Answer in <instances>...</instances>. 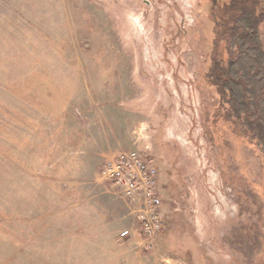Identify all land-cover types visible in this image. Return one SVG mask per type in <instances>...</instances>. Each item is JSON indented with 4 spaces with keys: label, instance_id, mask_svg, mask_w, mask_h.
Wrapping results in <instances>:
<instances>
[{
    "label": "rangeland",
    "instance_id": "1",
    "mask_svg": "<svg viewBox=\"0 0 264 264\" xmlns=\"http://www.w3.org/2000/svg\"><path fill=\"white\" fill-rule=\"evenodd\" d=\"M229 1L0 0V264H264V156L208 78ZM130 149L158 175L151 248L99 181Z\"/></svg>",
    "mask_w": 264,
    "mask_h": 264
},
{
    "label": "trees",
    "instance_id": "2",
    "mask_svg": "<svg viewBox=\"0 0 264 264\" xmlns=\"http://www.w3.org/2000/svg\"><path fill=\"white\" fill-rule=\"evenodd\" d=\"M264 0H230L215 14L216 33L228 44V59L213 57L208 78L264 156Z\"/></svg>",
    "mask_w": 264,
    "mask_h": 264
},
{
    "label": "built area",
    "instance_id": "3",
    "mask_svg": "<svg viewBox=\"0 0 264 264\" xmlns=\"http://www.w3.org/2000/svg\"><path fill=\"white\" fill-rule=\"evenodd\" d=\"M99 181L127 205L134 217L132 227L126 228L120 236H137L143 246L153 247L166 219L157 171L149 154L130 149L106 159L99 172Z\"/></svg>",
    "mask_w": 264,
    "mask_h": 264
},
{
    "label": "bare ground",
    "instance_id": "4",
    "mask_svg": "<svg viewBox=\"0 0 264 264\" xmlns=\"http://www.w3.org/2000/svg\"><path fill=\"white\" fill-rule=\"evenodd\" d=\"M219 210H220V208H219ZM218 211V210H217Z\"/></svg>",
    "mask_w": 264,
    "mask_h": 264
}]
</instances>
